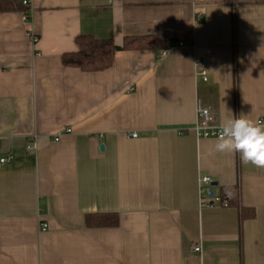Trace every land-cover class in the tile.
Listing matches in <instances>:
<instances>
[{"label":"crops","instance_id":"0c3cea01","mask_svg":"<svg viewBox=\"0 0 264 264\" xmlns=\"http://www.w3.org/2000/svg\"><path fill=\"white\" fill-rule=\"evenodd\" d=\"M18 2L0 0V264H264V168L194 131L198 105L264 119V0H30L28 22ZM82 35L166 49L83 73L61 62Z\"/></svg>","mask_w":264,"mask_h":264},{"label":"trees","instance_id":"16d2710c","mask_svg":"<svg viewBox=\"0 0 264 264\" xmlns=\"http://www.w3.org/2000/svg\"><path fill=\"white\" fill-rule=\"evenodd\" d=\"M13 1L18 2V0ZM75 43L77 52L65 54L61 62L63 66L76 68L83 73L109 69L117 51L166 49L165 39L161 36L140 39L126 38L121 46H116L112 40H96L93 37L82 35L76 39ZM230 197L229 200L232 201L233 198ZM85 222L88 226L93 225L102 228L114 227L118 224L117 216L111 214L97 215L94 216V219L87 217Z\"/></svg>","mask_w":264,"mask_h":264},{"label":"clouds","instance_id":"9594fccd","mask_svg":"<svg viewBox=\"0 0 264 264\" xmlns=\"http://www.w3.org/2000/svg\"><path fill=\"white\" fill-rule=\"evenodd\" d=\"M215 151L222 154L239 153L244 165L264 168V126L245 115L235 117L231 113L220 121Z\"/></svg>","mask_w":264,"mask_h":264},{"label":"built area","instance_id":"2783aa9c","mask_svg":"<svg viewBox=\"0 0 264 264\" xmlns=\"http://www.w3.org/2000/svg\"><path fill=\"white\" fill-rule=\"evenodd\" d=\"M20 3V6L25 9L24 12L21 13V19L23 22H28V13L26 10H28L29 6H30V0H18ZM33 42L36 43L37 39L33 38ZM183 44L179 43L178 46L181 47ZM166 50H162L158 53V57L159 58H163L166 56ZM196 76H198V78L200 77L203 81H207V71L204 69V62H199L197 64V71H196ZM196 119H197V123L195 125L194 131L195 133H197L198 137H202V138H218L219 132H220V126L217 125L214 122V118L210 112V110L208 108L202 107L201 105L197 106L196 109ZM261 126H264V119H258L257 121ZM71 131L70 130H65L64 133L69 134ZM133 138H136L137 135H132ZM59 140V135H57L54 139L55 142H57ZM36 147L35 144L32 145V147H30L31 149H34ZM12 160V156H8V157H3L0 158V163H6ZM201 184L204 185L203 191L205 193V195L208 196H213L211 195L213 192L210 189L211 186V180L208 177L203 178V180L201 181ZM215 202L219 201L218 199L214 200ZM47 225L41 224L40 226V230L42 232H45L47 229ZM194 252L195 253H199L201 248H199V246H195L194 248Z\"/></svg>","mask_w":264,"mask_h":264},{"label":"water","instance_id":"95a60500","mask_svg":"<svg viewBox=\"0 0 264 264\" xmlns=\"http://www.w3.org/2000/svg\"><path fill=\"white\" fill-rule=\"evenodd\" d=\"M101 149H102V147L100 148V151H101ZM214 186H215V184H214ZM211 195H213V193Z\"/></svg>","mask_w":264,"mask_h":264}]
</instances>
